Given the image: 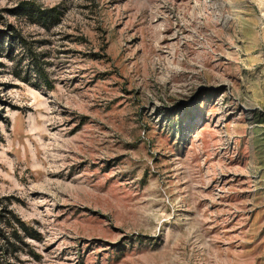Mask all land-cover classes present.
<instances>
[{"label": "rangeland", "instance_id": "374dc122", "mask_svg": "<svg viewBox=\"0 0 264 264\" xmlns=\"http://www.w3.org/2000/svg\"><path fill=\"white\" fill-rule=\"evenodd\" d=\"M0 264H264V0H0Z\"/></svg>", "mask_w": 264, "mask_h": 264}, {"label": "trees", "instance_id": "16d2710c", "mask_svg": "<svg viewBox=\"0 0 264 264\" xmlns=\"http://www.w3.org/2000/svg\"><path fill=\"white\" fill-rule=\"evenodd\" d=\"M27 15L29 18L33 17V13H27ZM59 20L60 15L55 9H43L36 13V19H33V22L39 23L45 28H50L51 25L58 24Z\"/></svg>", "mask_w": 264, "mask_h": 264}]
</instances>
